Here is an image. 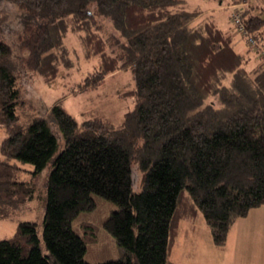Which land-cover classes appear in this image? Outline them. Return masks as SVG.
Here are the masks:
<instances>
[{
  "label": "trees",
  "instance_id": "obj_1",
  "mask_svg": "<svg viewBox=\"0 0 264 264\" xmlns=\"http://www.w3.org/2000/svg\"><path fill=\"white\" fill-rule=\"evenodd\" d=\"M187 1L0 0V218L33 198L23 165L34 177L46 170L42 238L36 223L17 224L0 240V264H89L72 223L95 208L91 195L119 207L104 229L124 256L102 264H171L177 223L197 211L223 247L235 222L264 205V0L239 12L240 35L262 49L252 68L229 32ZM10 10L16 27L7 35ZM67 34L78 35L86 60H98L79 90L132 73L135 105L120 123H78L56 103L20 124L19 77L35 72L53 83L69 63Z\"/></svg>",
  "mask_w": 264,
  "mask_h": 264
},
{
  "label": "rangeland",
  "instance_id": "obj_2",
  "mask_svg": "<svg viewBox=\"0 0 264 264\" xmlns=\"http://www.w3.org/2000/svg\"><path fill=\"white\" fill-rule=\"evenodd\" d=\"M232 2L236 4L230 5L228 0H188L187 10L199 9L203 13V16L213 19L214 23L224 32H227L231 26V33L228 34L230 36H233V34L239 35L237 40L234 39L233 41L235 51L245 56L248 55L251 59L248 67L252 68L261 61L259 57L262 49H259V47H263L262 43L257 47L259 52H257L258 50H253V44L249 46L247 43L248 38L242 37L239 30H236L238 27L233 22V16L240 14L239 12L245 10L247 7H254L260 3L258 0H247L245 3H238L236 0H232ZM262 8L264 7L262 6ZM8 13L10 24L7 35L12 33L11 30L15 31L16 27L12 23L14 12L10 10ZM200 17L201 15L197 20ZM229 18L230 21L232 20L231 25L229 24ZM104 30L106 34L111 30L109 22L104 24ZM0 40L6 41V37L0 36ZM62 45L67 52L69 63L68 65L61 66L59 76L53 83L48 86L45 85L40 76L35 72H28L24 80L19 77L20 85H18V88L20 90V99L23 103L16 108V114L20 124L27 125L35 116L47 114L49 108L56 103L76 118L78 123L93 117H100L113 124L120 123L122 116L132 110L135 105L133 96L135 82L130 70H120L108 75L96 89L79 90L88 74L92 73L94 68L97 67L98 60L85 59L78 35L67 34V36L63 37ZM4 137L5 133L0 128V143ZM19 165L22 164L19 163ZM23 167L28 173H25L22 178L25 181L34 180L33 198L30 201L10 207L7 214L0 218V240L11 236L17 224L21 222L36 223L38 235L42 238V217L46 203L44 185L46 170L34 177L31 175V171L33 170L32 165L24 164ZM131 168L132 191L140 192L142 190V172L135 161L131 164ZM91 197L94 200L95 208L92 211L79 213L72 223L73 230L80 237H83L86 242L84 260L89 264H102L108 261L119 260L123 258L124 251L118 247L115 239L104 229V223L107 218L112 213L118 211L119 207L115 203L97 195H91ZM197 214L199 215L195 223L192 221L190 223L181 222L180 224V232H184L186 224L193 226L195 224L192 229V239L197 240V243L195 246L185 249V252H189V256L197 253L199 239L205 240L208 238L211 240L209 229L204 223L201 213L197 211ZM241 219L239 218L238 220ZM234 227L235 224L229 232L232 236ZM211 242L212 240L208 242L207 248L199 249L197 255H195L196 257L194 256V259L188 260L187 264H229L230 248L228 238L226 245L223 247H216ZM209 245L216 250L213 256L212 252L209 251ZM173 246H175V249L173 247L171 250L173 263L180 264L182 263L180 259L182 248L179 245ZM206 256L212 257V263L203 261V259L206 260ZM193 260L195 263H193Z\"/></svg>",
  "mask_w": 264,
  "mask_h": 264
},
{
  "label": "crops",
  "instance_id": "obj_3",
  "mask_svg": "<svg viewBox=\"0 0 264 264\" xmlns=\"http://www.w3.org/2000/svg\"><path fill=\"white\" fill-rule=\"evenodd\" d=\"M229 24L231 25L230 18ZM230 27L227 31L229 33H231ZM236 35H231L233 40H237V37L239 35ZM198 215L199 214H197L190 220L181 219L179 221L176 237L171 242V247L169 249L168 260L171 264H175L173 263L174 260L171 255V250L173 249V247L175 249V246L173 245H179L182 248L180 258L182 260V263L180 264H187L188 260L194 259L196 257L195 255H197L199 249L202 250L207 248L208 242L211 241L208 238L205 240L199 239V242L197 244V253L193 256H189V252H185L186 248L189 249L191 246H195V244L197 243V240L192 239V229L195 224L194 226L191 224H186L184 232H180V224L181 222L190 223L192 221H194L195 223ZM252 233H255L256 235ZM228 240L230 248L229 264H264V205L250 210L244 218L242 217L241 220H237L233 229V236L229 233ZM209 251L212 252V256L214 255V253H216V250L211 247V245H209ZM203 261L212 263V257L209 258L208 256H206V260L203 259ZM193 263H195V261Z\"/></svg>",
  "mask_w": 264,
  "mask_h": 264
},
{
  "label": "built area",
  "instance_id": "obj_4",
  "mask_svg": "<svg viewBox=\"0 0 264 264\" xmlns=\"http://www.w3.org/2000/svg\"><path fill=\"white\" fill-rule=\"evenodd\" d=\"M233 22L238 27V29H236V30H239V33H242V31L244 30V27H243V23L241 21L240 14H237V15L233 16Z\"/></svg>",
  "mask_w": 264,
  "mask_h": 264
}]
</instances>
